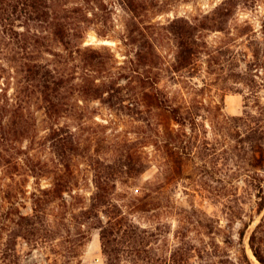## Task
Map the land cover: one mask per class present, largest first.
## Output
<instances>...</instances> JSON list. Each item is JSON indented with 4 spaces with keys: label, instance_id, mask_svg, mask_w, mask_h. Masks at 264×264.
Instances as JSON below:
<instances>
[{
    "label": "rangeland",
    "instance_id": "374dc122",
    "mask_svg": "<svg viewBox=\"0 0 264 264\" xmlns=\"http://www.w3.org/2000/svg\"><path fill=\"white\" fill-rule=\"evenodd\" d=\"M137 3L134 14L118 0H96L82 13L68 65L72 101L60 114L48 115L38 92H18L17 66L0 55V90L19 96L28 123L24 136L0 141V264H146V255L166 264L185 242L191 264L236 260L241 247L260 264L248 239L264 208L258 212L256 190L236 174L242 163L221 122L264 108V0ZM46 34L43 61L58 66L50 53L62 46ZM153 81L194 113L192 126L180 127L182 144L156 129L161 117L142 100ZM94 85L97 98L78 90ZM166 151L181 153L179 168ZM59 162L69 165L62 198L47 191ZM96 192L107 201L93 214ZM108 208L153 234L140 245L148 252L134 253L122 238L117 259L106 260L99 232Z\"/></svg>",
    "mask_w": 264,
    "mask_h": 264
},
{
    "label": "trees",
    "instance_id": "16d2710c",
    "mask_svg": "<svg viewBox=\"0 0 264 264\" xmlns=\"http://www.w3.org/2000/svg\"><path fill=\"white\" fill-rule=\"evenodd\" d=\"M118 1L131 14H134L138 9L137 0ZM94 4H96V0H82L80 5L73 6H69L68 3L60 0H0V55L11 54L9 60L14 61L17 66L16 73L18 75L15 74V78L19 86L18 89H20L18 92H21V89L29 94L38 92L48 115L60 114L71 105L73 95L72 74H70L68 65L69 60H72V49H74L73 51L78 49L76 48L77 43L72 42V37H78V34L82 32V13L88 7L92 8ZM16 22L21 23V26ZM217 22L223 24V20ZM261 32L264 36V23ZM46 33L50 34L51 39L62 46L61 50L50 53L56 57L58 66H51L48 61H43V52L50 51L46 49L48 37ZM43 47H45L44 51L42 50ZM89 58L91 60V57ZM157 83V81H153L149 85V89L142 91V100H148L149 106L157 112V116L161 117L157 121L156 129L162 127L167 133L166 137L170 143L182 144L184 141L182 137L186 135L184 132H179L180 127L187 125L191 127L194 123V113L187 105L173 104ZM78 90L90 95L91 98H97L95 96L99 93L97 85L90 89L82 87ZM18 97L16 96V98ZM16 98L7 96L6 91L1 88L0 141L3 143L12 141V138H16L15 136H24L28 131V123L24 119L23 112L20 111L21 107ZM173 125L178 127L174 128ZM221 128L228 131V135L235 140L233 146L235 162L242 163L239 164L236 174L244 175L248 185L256 190L257 210L260 213L264 208L262 187L264 181V108L260 106L257 114L248 112L244 113L243 116L223 115ZM165 155L175 156L174 162H177L179 168L180 158L178 156L176 157L168 151L165 152ZM0 157H3L2 153H0ZM59 164L62 167H58L52 183L53 186L47 191L61 197L62 192L69 189V181L62 178V170L68 172L69 165L60 162ZM140 165L143 166L142 161H140ZM104 198V194L94 193L88 211L95 214L94 210L99 205L106 204L107 200ZM103 212L108 215L109 219L100 226L99 237L102 253L108 262L113 263L118 257V252L122 251L118 246L122 242H118L117 239L132 240L130 242L137 246L133 251L136 254L140 250H144L140 246L142 240L153 236L152 233L125 224L124 217H118L119 212L117 210L108 208ZM242 235L243 232H240L239 237ZM248 243L257 261L264 264V211L259 222L251 231ZM192 249L190 242L176 245L170 250L168 259L164 261L166 264H191L188 259ZM143 252L148 251L144 250ZM145 258L146 264H153L148 255ZM235 259L225 258L209 264H252L242 247L240 248V256Z\"/></svg>",
    "mask_w": 264,
    "mask_h": 264
}]
</instances>
